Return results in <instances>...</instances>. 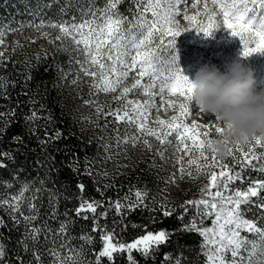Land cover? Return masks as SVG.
Returning a JSON list of instances; mask_svg holds the SVG:
<instances>
[{
	"label": "trees",
	"instance_id": "16d2710c",
	"mask_svg": "<svg viewBox=\"0 0 264 264\" xmlns=\"http://www.w3.org/2000/svg\"><path fill=\"white\" fill-rule=\"evenodd\" d=\"M104 3L105 0H0V39L3 40L0 44V53H3L0 56V78H3L0 80V153L10 152L14 157L9 160L0 155V163L5 165L0 167V200H11L23 184H29L20 210L25 216L35 215L29 211V204H35L39 216L32 225L52 230L42 232L40 243L33 245L30 240L25 241L26 226L20 212L11 213L7 205L0 207V219L4 221L0 226V244L5 249L0 264H37L33 255L36 250L42 264H51L54 257L50 249L58 252L61 259L71 255L83 264L89 261L95 264L96 253L103 247L104 232L113 234V242L127 244L148 232L166 230L170 234L167 243L160 245L147 260L133 251L138 264H176L177 258L181 264H207L204 253L214 250L212 245L202 248L204 238L197 231L185 230V226L194 221L197 228H210L215 216L203 215L206 211L203 205L197 209L186 202L200 199L213 202L206 194V185L210 171L218 173L220 167L197 172L196 166L188 163L192 157L178 150V141L173 137L168 138L171 143L162 144L155 136L139 131L127 118L118 121L109 115L117 109L121 115L125 110L131 115L132 105L125 109L130 99L126 96L117 100L118 88L115 92L97 91L93 86L94 82L99 83L97 76L86 75L83 68L97 73L98 68L87 66L84 54L59 48L60 30L50 24L71 23L73 17L79 23L82 18H90L82 17V9L102 8ZM118 8L130 19L132 13L128 9L136 11L131 0H124ZM45 26L53 35L48 44L36 38L34 32ZM20 35L28 37L23 40ZM44 46L47 52L40 49ZM74 87H77L74 92L69 90ZM33 113L36 118L29 120ZM211 136L215 141L220 139ZM242 147L247 151L248 144ZM255 151L264 154V148L257 147ZM211 155L209 152V159ZM235 155L240 157L239 152ZM216 156L233 173H241L240 179L231 181L227 189L222 188L224 197L237 190H247L254 181H264V172L259 170L264 167V155L253 161L254 167L243 170L227 152ZM178 172L185 177L172 189L171 182ZM4 182L12 186L7 187ZM137 191L147 195L138 207H130L137 203ZM85 201L99 202L95 214L82 211L77 215L76 209ZM116 201L124 205L119 214L114 206ZM214 202L220 206L219 198ZM261 204H264V191L241 208L244 219L264 229ZM165 210L172 214L164 216ZM105 212L107 215H102ZM10 213L20 220L19 224L11 219ZM64 221L68 222L67 228L61 233L58 230ZM82 235H90L93 242L85 243L80 239ZM241 235L248 241L260 240L258 234L246 230H241ZM22 241L28 244V251L24 250ZM114 255L115 264H128L126 253ZM166 255L169 260H165ZM101 264H109L106 257L101 258Z\"/></svg>",
	"mask_w": 264,
	"mask_h": 264
},
{
	"label": "snow or ice",
	"instance_id": "6c2138e0",
	"mask_svg": "<svg viewBox=\"0 0 264 264\" xmlns=\"http://www.w3.org/2000/svg\"><path fill=\"white\" fill-rule=\"evenodd\" d=\"M124 0H105L102 8L90 6L82 9L81 22L77 23L75 17L72 22L68 21L53 22L50 24L53 28H58L64 37H71L77 46L83 45L86 63L97 66V72H90L87 68H83L86 75L96 77L99 74V83L94 82L97 91L115 92L116 88L123 80L129 78L130 72H135L140 78L135 80L131 88H124L117 100L124 99L133 89L140 88L143 93L152 97L144 103L128 100L125 105H132L131 115L128 110L120 114V110L109 113L114 115L118 121H127L136 124L137 129L146 132L147 135L155 136L161 143H171L169 137H173L178 141V150L183 151L185 155L192 158L189 159V165H195L197 172L202 169H213L220 167V171H210L209 183L206 185L207 195L212 197L213 202L207 199L196 201H187V204L194 205L199 208L203 205L205 212L203 215L211 217L215 216L210 228H197L193 221L191 225H186L185 230L197 231L204 238L202 248L208 245L214 246L204 253L207 264H264V229L257 227L256 223L243 218L241 205H248L252 202L253 197H260V192L264 191V181H254L247 190H237L233 195L223 196L220 188L227 189L228 184L241 178V173H233L232 169L222 160H218L216 149L213 147L215 142L210 137L209 129L215 128L218 135L223 133V128L217 126L219 116L215 115L214 119H210L206 115L196 114L204 123L193 122L189 125L186 121L193 116L190 111L191 102L193 101L195 85L187 76L182 73L178 65V57L176 55V42L183 32L195 29L197 33H203L205 36H211L212 33L220 28L226 29L231 36L238 37L243 45L242 56L249 57L255 53H264V0H211V7L207 0H204L203 11H197L195 15H189L187 12L179 11L181 6L187 7L190 3L193 8H197L201 0H131L136 5V11L131 8L128 12L132 13L130 19L127 15L119 11L118 6ZM51 7V5H48ZM64 11L63 9L61 10ZM258 12L261 13L258 17ZM151 14L149 17L148 14ZM183 16L193 27L191 29H180L177 18ZM200 16L206 18V22L199 19ZM79 37V38H77ZM61 37H57L60 39ZM3 40L0 39V44ZM161 49L168 53L167 57L161 59ZM3 53H0L2 56ZM107 61V63L105 62ZM114 77V79L112 78ZM147 77L149 83H143ZM3 78H0L2 80ZM156 88L159 89V95L163 98L165 93L171 96H178L181 102L176 104L169 100V107H177L178 114L171 117L170 120H162L157 118L155 121L160 127L152 129L147 127L148 113L151 108H155L154 99ZM99 112L100 109H97ZM157 111L159 109L157 108ZM200 113L203 112L200 109ZM35 113L29 120L35 119ZM203 129V131L201 130ZM59 133H57V137ZM20 140V137H14ZM43 144L44 141H41ZM247 151L239 142L235 143V149L228 148L227 154L233 157V160L240 165L241 170L245 167H254L253 161L260 159L255 149L257 147L264 148V137H254L251 142H247ZM211 152V159L208 153ZM235 152L240 153V157H236ZM196 153L198 155L193 156ZM9 160H14L12 153H0ZM183 157H181V160ZM204 163L201 164L200 161ZM0 167H5L0 163ZM264 172V167L259 169ZM183 172V167L181 168ZM191 175V173H189ZM7 187H11V183L4 182ZM43 183V181H41ZM29 184L22 185L19 193L9 199L0 200V207L7 205L11 209V213L20 212L26 226L25 241L30 240L33 245L40 243V235L42 232L51 233L50 228L33 226L32 222L39 216V209L35 204H29V211L35 212V215L25 216L21 209V202L24 199V193L29 190ZM83 191V185H79ZM212 189H216L212 192ZM39 191V189H37ZM203 191V190H202ZM147 193L136 192L137 203L130 207H138L142 203ZM219 198L220 206L214 202ZM35 199V197H33ZM127 199V198H126ZM99 202H82L80 207L76 209L77 215L82 211L96 213ZM117 213H120L124 207L119 201L114 203ZM260 207H264L261 204ZM187 211V209H185ZM10 213L11 219L16 224L20 223L15 215ZM164 216H170L172 213L165 210ZM56 213L53 212V217ZM65 215H67L65 213ZM102 215L106 216L107 213ZM84 219H88L87 216ZM96 221L95 216L93 217ZM183 219V217H180ZM4 221L0 219V226ZM67 221L61 222L59 232L63 233L67 228ZM96 226L99 227L98 221ZM241 230L259 235V242L248 241L246 237L241 235ZM95 231V228L93 229ZM169 233L166 230H160L156 233L148 232L146 235L134 240L131 243H122L114 241V236L110 232H104L101 236L103 247L96 253L95 264H101V258H107L109 264H115L114 254H127L128 264H138L133 257V251H136L147 260L154 252L159 250V246L167 243ZM47 240V235L45 236ZM80 239L85 243L91 244L93 238L90 235H82ZM24 250L28 251L29 246L26 242ZM247 244H251V251L245 259L241 255V250ZM63 247V245H61ZM50 254L54 257L51 264H83L74 256L60 258V254L50 249ZM83 251V246L81 252ZM231 254L228 259L227 254ZM5 255L3 244H0V260ZM37 264H42L41 256L38 250L33 252ZM79 255V253H78ZM169 256H165V260H169ZM89 264H92L89 261ZM176 264H181L177 258Z\"/></svg>",
	"mask_w": 264,
	"mask_h": 264
},
{
	"label": "rangeland",
	"instance_id": "374dc122",
	"mask_svg": "<svg viewBox=\"0 0 264 264\" xmlns=\"http://www.w3.org/2000/svg\"><path fill=\"white\" fill-rule=\"evenodd\" d=\"M209 6L211 7V0H207ZM203 4L204 0H201V3L197 8H193L192 5L189 3L187 7L181 6L179 11L181 13L187 12L189 15H195L197 11H203ZM258 17L261 13L258 12ZM151 14L149 13V17ZM199 19L201 21L206 22V18L200 16ZM177 23L180 29H191L193 26L189 25V22L180 16L177 18ZM35 36L38 39H41L43 42L48 44L51 40H53V35L49 32V27H40L37 28L35 31ZM28 36L20 35V39L26 40ZM60 41V49H67L69 52H80L84 54L83 45L77 46L71 37H64L61 33L59 34ZM79 38V37H77ZM41 50H45L47 52V47L44 46L43 48L40 47ZM243 52V45L238 37H233L231 34L223 28L215 30L211 36H205L203 33H197L195 29H191L188 31L183 32L179 37H177L176 42V55L178 57V65L179 68L182 70V73L189 78L190 81H194L196 72L204 65H214L220 68L222 71L224 70V66L226 63H230L232 61H240L242 62L247 68H250L253 71L256 84L255 88L257 91L264 88V53H255L249 57L242 56ZM168 53L161 49V59L167 57ZM84 58L86 60L85 54ZM107 63V61H105ZM87 66L89 65L87 63ZM97 67V66H93ZM114 79V77H112ZM140 77L136 75L135 72H130L129 78L123 80L121 84L117 87L119 90V94H121L124 88H131L133 83H135L136 79ZM97 81L99 82V74L97 75ZM143 83H149L147 77L144 78ZM77 87L71 88L72 92H74ZM156 92V96L154 99V103L156 105L155 108H151L148 113V121L147 125L149 127H156L159 129V125L155 122L157 118L162 120H170L171 117L178 114L177 107H169L168 101L172 100L176 104L181 102V98L176 96H171L168 93H165L163 98L159 95V89L156 88L154 90ZM127 97L130 100H135L136 102L144 103L145 101H149L152 99L149 95L143 93V90L140 88L133 89L130 93H128ZM157 108L159 111H157ZM190 111L193 116H190L186 121L189 125H191L194 121L197 123H204L205 121L201 120L200 117L196 114L206 115L210 119H214V114L209 113H200V109L196 106L195 102H191ZM203 131V129H201ZM210 137L211 135H215L220 137L215 132V128H211L208 130ZM213 139V138H212ZM251 142V141H250ZM247 145V143L241 144V146ZM235 146L232 144L229 146L231 148ZM139 147H136L138 150ZM185 177L184 173L178 172L174 175V180L171 182V188L175 189L178 186V182ZM170 188V189H171ZM222 188L220 190L222 191ZM224 189V188H223ZM259 242V240H255ZM251 251V244L247 251L244 249L241 250V255L247 259L248 252ZM228 259H231V254H227Z\"/></svg>",
	"mask_w": 264,
	"mask_h": 264
},
{
	"label": "clouds",
	"instance_id": "9594fccd",
	"mask_svg": "<svg viewBox=\"0 0 264 264\" xmlns=\"http://www.w3.org/2000/svg\"><path fill=\"white\" fill-rule=\"evenodd\" d=\"M193 101L203 112L219 116L223 128L213 147L220 155L230 145L264 137V88L256 90L253 71L240 61L226 63L224 70L202 66L195 75Z\"/></svg>",
	"mask_w": 264,
	"mask_h": 264
}]
</instances>
